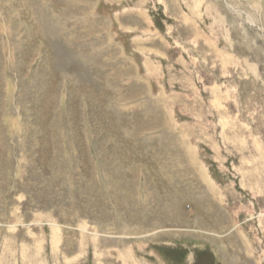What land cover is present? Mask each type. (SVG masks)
<instances>
[{"label": "rangeland", "instance_id": "obj_1", "mask_svg": "<svg viewBox=\"0 0 264 264\" xmlns=\"http://www.w3.org/2000/svg\"><path fill=\"white\" fill-rule=\"evenodd\" d=\"M0 264H264V0H0Z\"/></svg>", "mask_w": 264, "mask_h": 264}]
</instances>
